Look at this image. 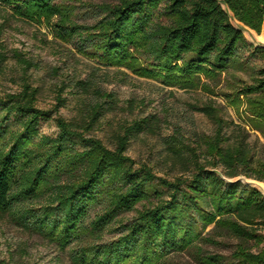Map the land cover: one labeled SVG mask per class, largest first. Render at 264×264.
<instances>
[{"label": "trees", "instance_id": "obj_1", "mask_svg": "<svg viewBox=\"0 0 264 264\" xmlns=\"http://www.w3.org/2000/svg\"><path fill=\"white\" fill-rule=\"evenodd\" d=\"M71 1L0 3L21 18L49 23L86 57L182 89L207 86L202 77L218 78L243 49L264 52L230 15L261 31L264 0H121L101 5L104 16L91 26L74 21ZM164 3L168 23L157 19ZM5 60L0 51V64ZM20 62L25 70L36 66ZM105 77L89 69L86 78L63 82L52 109L38 106L41 88L27 80L20 91L0 95V212L53 240L73 264H173L170 255L181 251L223 264L225 257L206 253L202 242L231 246L226 264H264V193L244 179L264 182V157L250 132L204 107L216 124L204 154L178 132L161 157L171 174L159 176L128 155L132 139L159 129L155 116L121 124L113 147L91 134L119 105L102 87ZM70 88L82 104L80 119L56 115ZM242 94L264 121V68ZM51 120L56 135L41 131Z\"/></svg>", "mask_w": 264, "mask_h": 264}, {"label": "rangeland", "instance_id": "obj_2", "mask_svg": "<svg viewBox=\"0 0 264 264\" xmlns=\"http://www.w3.org/2000/svg\"><path fill=\"white\" fill-rule=\"evenodd\" d=\"M169 1V0H168ZM121 0H74L66 3L73 13V19L81 25H94L104 14L101 5H118ZM165 3L157 12L159 22L168 23ZM234 25L241 28L252 46L264 47V26L261 31L237 19L230 12ZM76 46L64 43L56 35L54 27L45 21H33L13 14L10 8L0 3V51L6 60L0 64V95L21 90L25 80L41 88L38 106L52 109L57 104L59 86L72 79L86 78L89 69L100 75H107L101 81L104 90L112 92L119 101L118 108L106 112L101 125L91 134L101 138L113 147V134L121 124L132 123L135 119L155 116L159 121L156 132H144L132 139L128 155L138 164L147 163L159 176H170L171 171L161 157L168 151L169 142L178 132L185 142L205 151L204 139L214 134L216 124L202 109L212 106L224 123L240 124L251 135L264 157V121L250 109L249 97L243 91L254 85L259 70L264 68V52L243 49L229 69L218 78L202 80L207 86L199 89H182L165 84L160 77H144L128 67L101 63L80 53ZM16 54L19 55L16 56ZM20 59H28L36 66L25 70ZM144 60V58H143ZM66 104L57 112L67 120L80 119L82 104L72 88L62 92ZM262 96L254 94L252 99ZM41 131L56 135L57 126L53 120L43 122ZM221 173V170H219ZM264 193V182L246 179ZM134 213L129 217H133ZM208 231V230H207ZM111 237V235L109 236ZM206 253L225 257L226 264L231 255V246H214L200 243ZM253 251L258 245L250 244ZM263 246V245H262ZM261 246V247H262ZM0 262L9 264H73L70 255L50 238L18 224L9 215L0 212ZM173 264H207L195 259L189 252H174L169 257Z\"/></svg>", "mask_w": 264, "mask_h": 264}]
</instances>
